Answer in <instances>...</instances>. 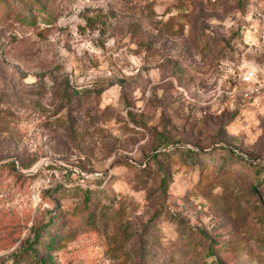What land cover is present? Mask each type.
Returning <instances> with one entry per match:
<instances>
[{"label": "rangeland", "instance_id": "obj_1", "mask_svg": "<svg viewBox=\"0 0 264 264\" xmlns=\"http://www.w3.org/2000/svg\"><path fill=\"white\" fill-rule=\"evenodd\" d=\"M39 3L0 0V264L56 215L53 264H264V0Z\"/></svg>", "mask_w": 264, "mask_h": 264}, {"label": "trees", "instance_id": "obj_2", "mask_svg": "<svg viewBox=\"0 0 264 264\" xmlns=\"http://www.w3.org/2000/svg\"><path fill=\"white\" fill-rule=\"evenodd\" d=\"M27 2H29V12L31 13V17H33V13H34V8H33V3L34 1L37 2V4L40 5L39 3V0H25ZM1 4L5 5V2H1ZM2 5V6H3ZM37 9L39 10H44L46 9L45 6H41V7H37ZM165 146H169L170 143H165L164 144ZM220 149L224 150V152H227L229 153L231 156H234V157H239V159L241 161H246L245 158L243 157H240L237 153V151L235 150H230V149H227L226 147H219ZM179 151L183 152L184 154H187L188 156H192V155H200V153L202 152H198V151H194V150H190V149H179ZM245 164L249 165V166H254L255 167V171L256 173L258 174V177H257V180H255V183L251 185V192H255L257 188H259L260 186L264 185L263 184V179L264 177L260 174H262V172L264 171V165H259V164H254L252 162H245ZM12 167L15 168V164L12 163ZM90 190H87V194H86V197L88 198L90 195ZM57 216V215H56ZM53 216L51 217V219L48 220V224L43 226L42 228L40 229H35L34 231V238L32 240V242H29L25 247H24V250H22L20 253V255H16L14 256V258L16 257H20L22 254L23 255H26L27 257L29 258H34L35 259V262H37L38 264H53L52 262V256H51V252L53 251H56L58 249V237L53 234V235H49V238L47 241H43V238L44 236H42V232L44 229H47L51 226L54 225V223H57L58 222V217L59 216ZM42 242V247L46 250V256H40V257H37V249L34 248L33 246L35 244H37L36 247H38V245H40V243ZM212 252V251H211ZM210 252V253H211ZM16 261V260H15Z\"/></svg>", "mask_w": 264, "mask_h": 264}, {"label": "built area", "instance_id": "obj_3", "mask_svg": "<svg viewBox=\"0 0 264 264\" xmlns=\"http://www.w3.org/2000/svg\"><path fill=\"white\" fill-rule=\"evenodd\" d=\"M240 86L247 96L260 94L264 90V73L255 70L245 71L240 77Z\"/></svg>", "mask_w": 264, "mask_h": 264}]
</instances>
